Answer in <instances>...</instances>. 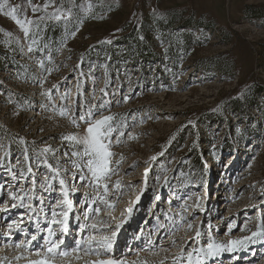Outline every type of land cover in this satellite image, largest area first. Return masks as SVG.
Returning a JSON list of instances; mask_svg holds the SVG:
<instances>
[{
  "label": "rangeland",
  "instance_id": "1",
  "mask_svg": "<svg viewBox=\"0 0 264 264\" xmlns=\"http://www.w3.org/2000/svg\"><path fill=\"white\" fill-rule=\"evenodd\" d=\"M0 226V264H264V0H0Z\"/></svg>",
  "mask_w": 264,
  "mask_h": 264
},
{
  "label": "trees",
  "instance_id": "2",
  "mask_svg": "<svg viewBox=\"0 0 264 264\" xmlns=\"http://www.w3.org/2000/svg\"><path fill=\"white\" fill-rule=\"evenodd\" d=\"M125 39H126V42H125V43H126V46L128 47L127 50L130 49V51H132L133 48H135V47H134V44L131 42V39H129L128 37H126ZM147 58H150V57L147 56ZM198 162H199V161L197 160L196 163H198Z\"/></svg>",
  "mask_w": 264,
  "mask_h": 264
},
{
  "label": "bare ground",
  "instance_id": "3",
  "mask_svg": "<svg viewBox=\"0 0 264 264\" xmlns=\"http://www.w3.org/2000/svg\"><path fill=\"white\" fill-rule=\"evenodd\" d=\"M154 212V211H153ZM153 212H152V214H153ZM116 216H118V214L116 215ZM20 225H22V226H24V223L25 222H22V221H20V222H18ZM14 224V223H13ZM12 223L11 224H9L8 226H14ZM132 224H136V222L134 221ZM149 224V222H146V225H148ZM5 225V223L3 224V226ZM130 225V224H129ZM2 226V227H3ZM1 227V226H0ZM145 227V226H144ZM144 227H143V230H144ZM1 229V228H0ZM143 234V233H142Z\"/></svg>",
  "mask_w": 264,
  "mask_h": 264
}]
</instances>
